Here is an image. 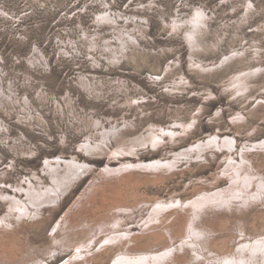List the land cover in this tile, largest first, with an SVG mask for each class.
<instances>
[{"label": "rangeland", "instance_id": "obj_1", "mask_svg": "<svg viewBox=\"0 0 264 264\" xmlns=\"http://www.w3.org/2000/svg\"><path fill=\"white\" fill-rule=\"evenodd\" d=\"M263 25L264 0H0V90L14 99L0 96V190L51 183L46 157L92 165L38 212L9 211L0 197V264H112L120 250L165 246L183 264H263L264 247L254 246L264 240V199L193 213L183 204L229 187L228 166L264 135ZM241 71L239 93L230 83ZM116 125L122 135L106 154L80 149ZM169 127L177 133L162 135ZM212 132L234 136V148L210 147L160 169L119 164L168 157ZM141 135L149 143L135 141ZM118 144L137 148L109 157ZM246 151L249 170L264 177V148ZM108 162L116 172L104 170ZM112 231L122 232L117 245L105 241ZM192 231L202 234L190 242ZM184 242L197 249L188 259ZM78 243L90 252L71 258Z\"/></svg>", "mask_w": 264, "mask_h": 264}, {"label": "bare ground", "instance_id": "obj_2", "mask_svg": "<svg viewBox=\"0 0 264 264\" xmlns=\"http://www.w3.org/2000/svg\"><path fill=\"white\" fill-rule=\"evenodd\" d=\"M147 3H149V2H147ZM156 4H158V3H156ZM176 17H178V16H176ZM131 21H133V20H131ZM194 21L196 23H200L201 24V21L200 20L195 19ZM114 23H117V22L114 21ZM93 49H94V47H93ZM135 61H136V59H135ZM246 75H247V72H242L241 71L237 75H234V76H237L239 78L234 79L235 77H233L231 79V83H230L231 84V87H233L236 84L238 86L241 85V87H239L237 89V92H239V91L243 92L246 89L245 87L242 86L243 80L245 79ZM83 79L85 80L86 78L83 76ZM181 80H183V79H181ZM95 81H97V80H95ZM0 96H3L5 98L9 99L12 102L14 100L13 98L10 97V95L6 94L2 90H0ZM2 122L3 121L0 118V126H1V128L3 127V123ZM171 125H172V123H171ZM175 125L176 126H180L182 128L185 127V124L184 123H180L179 124L178 122H176ZM125 127H127V123H124V127L123 128H125ZM6 128H7V126H6ZM123 128L120 129V128H118L117 125L110 127V129L109 128H106V127H103V131L100 133L102 135V137H103V139L101 141L95 142V143H91V142L87 141V142L82 143L80 145V149L82 151L86 152V154H88L89 156H92V155L102 156L103 154H106V152H107V150L109 148L108 143L111 142V137H114L117 140L122 135V129ZM176 133H177V131L174 130V129H171L170 127L169 128H164L162 130V132H161L162 135H165V134H171V135H173V134H176ZM213 134H208V135H206L203 138H198L196 140H193L192 142L186 144L185 146L179 147V148H177L175 150H171L170 156L165 157V158H154L152 160L150 159L147 162H145L144 160L143 161H141V160H136V161L135 160H126V161L120 162L119 164H120L121 167H134L135 164H141V165L142 164H145L146 167L154 168V169H160V168H164V167L171 166L173 164V162H174L175 159H178V158H187V157L195 156L194 153H200L201 151H203V150H205L207 148H210V147L211 148H215V147L222 148V147H225L227 149L234 148L235 139L232 138L234 136L227 137V140L225 141L224 139L221 140V137H219L216 133L214 135ZM153 139H154L153 140L154 143H160L163 140L162 139V136H160V135L154 137ZM135 141H137V142L138 141H141V144H145L146 142L149 141V139H147L146 137H144V136L141 135V136L135 138ZM121 143L122 142H120V144ZM120 144H118V146H114L113 149H109V152H108V156L109 157L111 155L114 156L115 154H122V153H129V152L132 153V151L136 150L135 148H137V147H135V145H132L131 147H128V146L124 147L122 145L120 146ZM150 145H151V143H150ZM140 147H142V146H140ZM260 148H264V135H263V137H261V138H259L257 140L255 139L254 141L250 142L249 144H246L242 148L241 155H240L241 156V162H239V165L241 164L240 166L239 165L236 166V165H232V164H230L228 166V169L226 171H227V173H229V176H230V182L231 183H230L229 187H227L225 189H222L220 191H217L215 193H212V194H209V195H201V196H199V197H197V198H195L193 200H188V201L184 202L183 204H185V206L187 207L188 213H190V212L193 213L194 210H197V208H200V207H205V206H212L213 207L214 205L215 206L218 205V204L222 205L223 203H227L226 204V207H228V208H232V207H240L241 208V207H246L248 204H251V202L256 201V199H261L263 201V199H264V193H262V190H258L257 192H254V187L257 185L258 187H261V188L264 189V177H262V176L255 177V175H256L255 172H252V171L249 170V164H245L247 161L251 164L250 160H248V157H246V155H245L246 152H247L246 150H248V149L249 150L250 149L251 150L252 149H255L256 150V149H260ZM43 164H44V166L42 167V170L44 171V173H46V174H48L50 176L51 183L47 182V184H44L43 186L42 185L39 186L40 184L37 186V185L31 184V183H30L31 185H29L28 187H25V186L24 187H22V186H16L15 187L14 186V188H13L14 189V192H15L14 194L13 193H10V194L9 193H4V192H2V190H0V197H2L3 199L7 200L8 204H9V209H10L9 211H13V210L16 209L17 211L25 212L26 214L27 213H33V212L35 213V212H38L39 208L42 207L41 206L42 204L45 205L46 203L49 204V203H52V202L56 201L59 198L60 192L63 191L67 186H69L72 181H74L75 179L79 178L80 175L84 174L85 172L91 171V169H92V165H91V163L88 160H86V159L81 160V159H78L75 156H70V157H66V156H56V157H52V158L46 157L44 159ZM105 164L106 165H104V167H103L105 171H109L111 173L117 171L116 170L117 168H115V166H112L110 162L105 163ZM121 167H119L118 169H121ZM101 171H103V169ZM102 173H105V172L103 171ZM1 175H4V174H1ZM258 175H259V173H258ZM110 176H112V175H110ZM94 181H95V178H94ZM16 192H24V194L27 196L28 203L26 202V200L21 199V197L18 196ZM83 194H85V193H83ZM79 195H81V194H79ZM87 196L88 195L86 193V197ZM86 197L84 196L82 198V200L84 198H86ZM78 198H79L78 200L81 199L80 197H78ZM86 200H87V198H86ZM79 202H77V203H79ZM166 203L167 202H162V203L159 204V206L167 205ZM48 204H46V205H48ZM73 204L76 205V203H73ZM30 205L32 207H30ZM70 208H71V206H70ZM32 209L33 210H36V211H33ZM68 210H69V208H68ZM63 214L64 215L66 214L65 216L62 215L63 218H64L69 213H63ZM33 216H35V215H33ZM67 218H69V217H67ZM2 220H3V218L1 217L0 221H2ZM62 220H64V219H62ZM2 222H5V221H2ZM5 225H6V223H5ZM10 226H11V224H10ZM60 226H61V224L58 221L55 224V226L53 227L55 233L58 231V228ZM127 233H125V234H127ZM121 234H122V232H121ZM121 234L118 233V231H112L111 232V235L112 236L111 235L110 236L109 235L106 236L105 241H107L109 243L116 242L117 241L116 239L119 238V235L121 236ZM201 234L202 233L197 232L196 235H193V231H192L191 232L192 238H191L190 242H193L194 241L193 238L195 240H197L198 236H200ZM182 238H180V240H182ZM55 239H57V238H55ZM128 240H131V238L128 239ZM190 242H184V243H182L180 245L181 248L183 249V256L185 257L184 259H188L189 258V255H191V252L197 251V249L193 248L192 246L191 247L189 246V243ZM263 242H264V240H263ZM263 242L260 241V240H255V243L257 244V245L254 246L255 247V250H256V248L264 247V245H263L264 243ZM81 244L82 245H79V243L76 244V246L74 247V249L76 250L75 253H73L72 256H70L71 254L69 255L71 258L77 257L78 255H82V254H84V252L86 253L88 247L86 249L85 243H81ZM115 244L116 243H113V245H115ZM87 245H89V243ZM90 245H92V244H90ZM168 248H169L168 246L167 247L166 246L163 247V249H161V250H164V252H162V253H158V251L152 250V251H145L144 253H136V254H134V253H130V252H127V251H124V250L123 251L120 250L119 252H117V253H119V256L117 255L118 258L116 260H114V262L112 264H183V262H181L180 260H178V258H180V256L178 254H176V253H172L173 251L172 250H169ZM88 251H89V249H88ZM165 253H168V255H166V257L164 256ZM170 253H171V255H169ZM71 258H70V260H71ZM67 260H69V259H67ZM184 264H188V263L186 262Z\"/></svg>", "mask_w": 264, "mask_h": 264}]
</instances>
